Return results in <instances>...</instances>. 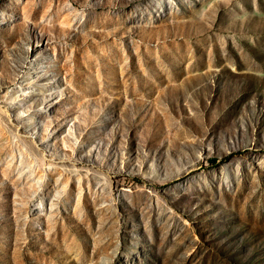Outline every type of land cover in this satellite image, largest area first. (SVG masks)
I'll return each mask as SVG.
<instances>
[{"label": "rangeland", "instance_id": "1", "mask_svg": "<svg viewBox=\"0 0 264 264\" xmlns=\"http://www.w3.org/2000/svg\"><path fill=\"white\" fill-rule=\"evenodd\" d=\"M0 264H264V0H0Z\"/></svg>", "mask_w": 264, "mask_h": 264}]
</instances>
